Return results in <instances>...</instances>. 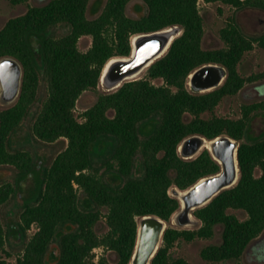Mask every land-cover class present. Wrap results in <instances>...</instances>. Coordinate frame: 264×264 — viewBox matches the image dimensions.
Instances as JSON below:
<instances>
[{"label": "trees", "instance_id": "16d2710c", "mask_svg": "<svg viewBox=\"0 0 264 264\" xmlns=\"http://www.w3.org/2000/svg\"><path fill=\"white\" fill-rule=\"evenodd\" d=\"M24 1L10 0L13 4ZM129 1L49 0L29 6L0 28V58L13 56L23 67L18 98L0 111V166H15L19 177L34 168L32 154L12 150L9 142L35 105L41 77L47 94L36 112L33 134L46 142L67 140L44 170L36 197L20 213V231L25 234L33 225L35 231L21 255L12 262L0 257V264H129L137 219L157 215L169 221L179 207L178 199L169 192L171 187L186 189L199 178L219 171L220 165L206 148L191 159L178 154L180 141L192 134L206 138L227 134L238 141L248 138L238 147L240 177L236 185L193 211L201 221L199 227L168 226L150 264H190L183 257L172 258L169 249L181 238H210L217 225L222 226L221 241L204 246L201 256L208 264H225L238 260L264 230V132L248 137L253 115H264V98L242 104L239 118L203 116L245 83L264 77V73L242 76L237 69L244 53L255 43L264 47V33L248 35L230 18L220 30L224 46L206 49L202 46L204 27L198 0H140L145 7H139L143 13L137 17L126 14ZM203 1L264 10V0ZM88 11L96 16L88 18ZM58 23L67 24L69 31L56 37L49 30ZM175 24L182 27V33L147 68L146 77L100 93L83 111L82 120L74 116L78 97L84 90L97 87L105 62L129 55L134 34ZM82 35L92 37L86 51L77 45ZM32 37L39 39L37 50ZM205 63L223 65L227 76L213 90L193 92L186 86L188 76ZM156 78L163 82L154 84L151 80ZM149 121L154 125L144 130L141 126ZM98 144L100 153L105 145L112 144L103 172L92 158ZM256 168L261 171L258 176ZM78 190L83 193L84 204ZM13 191L11 183L0 184V207ZM101 208L106 209L104 214ZM229 208L243 210L246 217L239 219L228 212ZM102 216L108 230L99 235L95 225ZM4 243L0 217V251ZM96 247L115 251L117 260L109 262L102 255L94 263Z\"/></svg>", "mask_w": 264, "mask_h": 264}, {"label": "rangeland", "instance_id": "374dc122", "mask_svg": "<svg viewBox=\"0 0 264 264\" xmlns=\"http://www.w3.org/2000/svg\"><path fill=\"white\" fill-rule=\"evenodd\" d=\"M49 0H25L17 4H13L10 0H0V28L5 22L11 18L25 13L29 6L43 5ZM92 2V1H90ZM135 2H143L140 0H131L127 3L125 12L131 17H137L142 15L143 12L140 8L134 9L133 4ZM91 4V3H90ZM145 7V5H143ZM199 12L203 18L204 34L202 38V46L206 49L221 48L224 46V42L220 37V30L233 18L240 28L248 35L255 36L264 33V10L254 7L235 8L234 6L220 1L205 2L198 0ZM96 15H91L87 12L88 18H93ZM69 31V26L65 23H58L53 26L49 33L53 36L59 37ZM32 44L35 50L38 49L39 39L32 37ZM92 37L90 35H82L77 42L80 51H86L91 45ZM237 69L242 76H249L251 74L264 73V47L254 44L252 50L245 52L241 58ZM146 70H143L136 78L146 77ZM154 84L159 85L163 81L160 78L151 80ZM186 86L191 90L188 79ZM192 91V90H191ZM112 92L106 90L100 83L94 89L84 90L78 97L73 109V114L78 120H82L83 111L90 107L97 99L100 93ZM47 94V86L45 80L41 77L37 99L35 105L32 107L27 117L21 123L20 127L10 137V148L28 150L34 159V168L32 172L26 176L19 177L18 169L13 165H1L0 166V184L9 182L13 185L14 191L10 199L0 207L1 222L5 232L4 248L0 251V257L5 258L8 261H14L15 258L22 254L24 245L28 237L35 231L36 226L33 225L24 234L20 231V213L26 203L32 202L37 195L38 189L41 186L44 170L51 164L56 154L65 147L67 140L59 138L53 142H46L39 139L33 134L32 124L37 110L42 104ZM264 98V77L258 80L247 82L245 85L234 95L225 96L212 112H206L203 116H225L229 118H239L241 114V105L244 103H250L258 101ZM16 101V100H15ZM3 104L0 102V111L13 105ZM154 125L153 121H149L141 127L144 130H148ZM264 132V115L256 113L253 115L249 126V136L255 137ZM248 140L243 138L241 141ZM108 143V141H107ZM111 145H105L103 152L100 153L99 144L93 150L92 158L95 166L99 167L100 172L104 170V162L110 156ZM202 151V150H201ZM261 171L256 168L255 175H260ZM175 186L171 187L170 193ZM78 195L83 202V193L78 190ZM101 213L106 212L105 208H101ZM229 213L235 214L239 219H244L246 213L240 209H228ZM201 225V221L198 224L192 226L179 227L173 222L171 218L168 221V226L175 228L194 229ZM95 230L99 235L104 234L108 230L107 223L104 216L95 225ZM222 226L217 225L214 229V234L210 238H195L191 241L184 239L177 240L169 249L170 256L172 258L183 257L190 264H208V262L202 258L201 250L208 244H215L221 241ZM163 240L160 242L161 246ZM54 253H57V249H52ZM98 258L102 255L106 257L109 262H115L118 255L111 249H105L99 247L94 252ZM237 261L243 264H264V230L253 239L238 260H228L225 264H234ZM94 263H96L94 261Z\"/></svg>", "mask_w": 264, "mask_h": 264}, {"label": "water", "instance_id": "95a60500", "mask_svg": "<svg viewBox=\"0 0 264 264\" xmlns=\"http://www.w3.org/2000/svg\"><path fill=\"white\" fill-rule=\"evenodd\" d=\"M182 33L180 25H170L161 29L136 33L131 37L129 55L109 58L101 70L99 81L106 90L114 91L124 82L136 78L154 61L162 57L172 41ZM227 76L226 68L219 63H205L192 70L188 84L193 92H206L219 87ZM23 67L13 56L0 58V102L10 104L20 93ZM208 142V147H204ZM238 140L227 134L206 138L192 134L183 138L178 154L184 159L196 157L205 148L220 165L219 171L199 178L186 189L176 186L171 195L179 201L178 209L171 221L179 227L198 224L193 214L197 208L205 206L218 193L231 188L239 180ZM168 221L157 215H143L137 219V235L129 264H150L159 249Z\"/></svg>", "mask_w": 264, "mask_h": 264}, {"label": "crops", "instance_id": "0c3cea01", "mask_svg": "<svg viewBox=\"0 0 264 264\" xmlns=\"http://www.w3.org/2000/svg\"><path fill=\"white\" fill-rule=\"evenodd\" d=\"M142 6V4L140 3V2H135L134 4H133V8L134 9H138L139 7H141Z\"/></svg>", "mask_w": 264, "mask_h": 264}, {"label": "built area", "instance_id": "2783aa9c", "mask_svg": "<svg viewBox=\"0 0 264 264\" xmlns=\"http://www.w3.org/2000/svg\"><path fill=\"white\" fill-rule=\"evenodd\" d=\"M97 248H99V247L94 248L93 252H95ZM97 260H98V256L95 255L94 258H93V261L97 262Z\"/></svg>", "mask_w": 264, "mask_h": 264}, {"label": "bare ground", "instance_id": "6f19581e", "mask_svg": "<svg viewBox=\"0 0 264 264\" xmlns=\"http://www.w3.org/2000/svg\"><path fill=\"white\" fill-rule=\"evenodd\" d=\"M204 147H208V142L205 144V146ZM171 222H173V221H171Z\"/></svg>", "mask_w": 264, "mask_h": 264}]
</instances>
